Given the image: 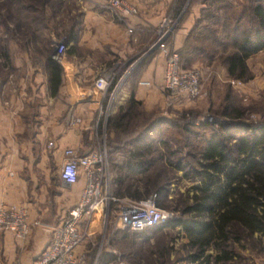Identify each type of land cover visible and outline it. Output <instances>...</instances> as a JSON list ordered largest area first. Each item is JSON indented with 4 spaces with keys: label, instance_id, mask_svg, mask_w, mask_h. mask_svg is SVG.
Here are the masks:
<instances>
[{
    "label": "trees",
    "instance_id": "1",
    "mask_svg": "<svg viewBox=\"0 0 264 264\" xmlns=\"http://www.w3.org/2000/svg\"><path fill=\"white\" fill-rule=\"evenodd\" d=\"M49 1L42 0L41 6ZM184 1L182 0L177 15ZM254 1V5H251L247 12L244 8L237 11L227 0H204L206 8L201 10L183 46L177 50L180 67L188 69L187 66L197 60L210 64L220 62L225 66L229 77L250 78L247 59L264 49V4L261 0ZM7 2L14 6L7 17L17 30L22 28L24 18H28H20L23 15L19 13H34L38 9L34 2ZM188 6L180 13L177 25ZM15 16L20 19L15 20ZM43 19L29 17L27 21L30 25L42 24ZM249 20L253 24L250 27L241 25ZM8 25L7 21L0 19V27L9 31L5 33L6 37H3L0 30V92L9 70L13 69L9 47L13 35L9 34L11 30ZM38 29L39 26L33 27L31 36H34L35 30ZM75 38L76 35L70 31L66 44ZM26 44L29 43L20 47L23 53L30 49ZM225 45L228 46L227 49ZM43 46V49H38V53L42 56V63L48 73L50 92L55 94L60 82L61 67L53 57V49L51 55V47L48 44ZM154 52L156 51H151L150 55ZM150 60L145 59L129 73L130 96L107 117V132L112 131L118 135L135 127L140 128L141 133L155 130L154 123L145 127L139 126L141 121L137 120H141L142 102L134 99V86ZM222 108L221 113L228 117L229 121L221 124L218 129H212V133L203 141V146L196 150L193 158L195 157L197 167L187 165L182 161V157L171 159L179 151L173 149L166 139L144 143L140 137L138 144L123 152L119 160L111 159L118 173L113 182V196L117 198L127 196L140 200L155 192L158 196L157 205L167 206L163 203L168 190L167 181L162 182L153 177L145 178L141 181V189L135 182H125V176L142 174L156 162H162L172 171L181 172L193 182L192 193L186 196V203L181 209L185 217H177L139 232L125 230L114 234L118 247L136 260L141 259L140 249L142 242H145V234L166 229L183 231L188 244L196 250L189 255L191 262L237 264L238 253L234 245L254 238L264 253V113L259 120L246 122L243 119L244 112L239 107L226 104ZM187 131L192 133L190 129ZM210 248L213 255L207 253ZM165 253V250L158 252L161 259L154 264H165ZM109 262L110 258L105 252L101 251L96 258V249H92L87 253L85 264Z\"/></svg>",
    "mask_w": 264,
    "mask_h": 264
},
{
    "label": "crops",
    "instance_id": "2",
    "mask_svg": "<svg viewBox=\"0 0 264 264\" xmlns=\"http://www.w3.org/2000/svg\"><path fill=\"white\" fill-rule=\"evenodd\" d=\"M127 1L136 7L137 13L125 18L117 17L96 0L59 1L58 9L65 8L63 12L73 16V21L80 18L78 30L73 31L75 40L66 44L55 94L50 92L45 69L44 75L32 80L28 101L33 103L38 98L39 102L31 111H23L17 105L12 108L11 100H0V205L24 207L30 224L25 239H18L8 231L0 233V264H33L50 240V231L34 221L57 225L78 203L85 184L83 173L80 172L76 183L68 185L54 175V169L61 164L67 148L78 154L101 149L97 147V130L103 128L104 122L98 108L105 101L94 87L96 77L109 78L114 59L130 60L153 42L162 16L179 18L189 5L171 37L173 48L180 49L201 10L206 8L204 0H185L177 15L182 0ZM227 1L237 11L246 7L248 12L251 6V0ZM260 54H264V49L254 55ZM133 62L125 65L123 71ZM164 62L157 53L134 86V99L147 107L159 100ZM126 79L131 84V79ZM130 91L131 86L123 91L117 104L125 102ZM72 118L81 121L71 124ZM101 251L109 256L108 264L116 260L109 247Z\"/></svg>",
    "mask_w": 264,
    "mask_h": 264
},
{
    "label": "rangeland",
    "instance_id": "3",
    "mask_svg": "<svg viewBox=\"0 0 264 264\" xmlns=\"http://www.w3.org/2000/svg\"><path fill=\"white\" fill-rule=\"evenodd\" d=\"M19 2L33 3L38 8L34 13L21 12L24 21L20 30L15 29L13 23L9 21L8 14H11L13 7L7 0H0V14L2 20L9 23L8 29L11 30L9 34L13 37L9 41L10 54L12 57L13 69L9 70L6 81L4 82L1 92V102H7L11 100L13 102L12 108L16 105L21 107L23 111H31L35 105L39 102L38 98L32 103L28 101L29 95H31V84L33 79H38L45 72V66L42 63V56L38 53V49H43V45L48 44L51 47V55L53 49L54 40L67 41V36L70 31H77L79 28V18H74L70 14H65L64 9H58V3L61 0H50L48 4L41 6L42 0H18ZM264 4V0H261ZM255 1L251 0V5H254ZM246 9V7H243ZM15 13V11H13ZM29 17L44 18L42 24H29L27 20ZM17 16L15 20H19ZM78 24V25H77ZM243 27H250L251 20L245 21L241 24ZM35 30L34 36H31L33 27H38ZM2 31L1 35L6 37L4 28L0 27ZM13 31V33H12ZM156 38V28L153 37V41ZM27 41V42H26ZM48 43H47V42ZM24 43H29L27 46L29 51L23 53L20 49ZM151 43L147 44L139 50L134 57L130 60L126 59H114L113 71L120 74L125 65L134 61V66L145 59H153L157 53V50L150 55L148 47ZM225 45V49H227ZM153 51V50H152ZM150 55V56H149ZM150 57V58H149ZM164 58V57H163ZM247 63L249 73L251 75L248 79H237L227 75L226 68L220 62L207 63L204 61H194L191 65L187 66L188 69L195 68L199 72V86L200 93L193 98H181V99H169L166 96L165 91L162 89V81L159 85V100L151 107H147L142 103L140 111L142 113L141 120H137L141 125L149 126L154 123L155 130L140 131V128L129 129L128 132L115 135L114 132H107L106 121L103 124V128L99 127L97 130L98 146L105 148L108 160V169L110 176L109 191L112 197L118 201H111L109 203L108 221L113 223L115 215L118 210V205L130 200L127 196L115 197L113 196L115 185L114 181L117 178V169L112 165L111 159L119 160L121 154L127 151L130 147L138 144V138L142 139L144 143H150V140L156 141L157 139H166L170 142L171 147L178 152L177 155L172 156L171 159L176 160L178 157H182V161L191 167H197L195 162L196 150L203 146V141L209 137L212 133V129H218L221 124H225L229 121L222 111V107L226 104L239 107L244 112V121L254 122L259 120L264 113V54L254 55ZM163 75V73H162ZM98 77V76H97ZM96 77V78H97ZM128 78V77H127ZM127 80V79H126ZM124 81L116 98L113 101L109 115H111L118 106L117 104L121 94L125 89H130L131 84L128 81ZM107 116V117H108ZM107 120V118H106ZM160 123V125L155 124ZM139 124V123H138ZM155 125L158 127L155 128ZM208 126V127H206ZM190 129L192 133L187 131ZM140 141V142H141ZM158 143H154L156 145ZM160 145V144H159ZM117 147V149L115 148ZM155 157V154H153ZM61 165V164H60ZM60 165L55 167L54 175L58 176V170ZM159 178L160 181H167V194L163 200V203L167 206L161 207L157 205V198L155 197V205L161 209L169 210L174 213V218L185 217L181 213V209L186 203V196L192 193L193 182L184 177L181 172H175L166 168L161 162L154 163L146 172L142 174H129L125 176V182H135L141 189V181L145 178ZM155 192H151L148 196L140 199H148ZM39 221V220H38ZM43 226L47 225L40 221ZM95 228H98V216L92 223ZM53 226V225H50ZM100 236H96L95 240L100 241ZM117 237V236H116ZM145 242H142L140 255L141 259L136 260L134 257L128 255L125 251L121 250L117 244V238L113 235L111 246L121 254V260L124 264H154L158 263V252L165 250V264H205L203 261L191 262L189 255L196 250L192 248L187 241L183 231L179 229H166L156 232H148L145 234ZM100 243V242H99ZM238 253L237 264H264V253L260 250V245L256 242V239L249 241H241L238 245H234ZM103 250V249H102ZM207 253L213 255V250L210 248ZM115 256V255H114ZM111 264H118L117 260H113ZM209 264H213L210 262Z\"/></svg>",
    "mask_w": 264,
    "mask_h": 264
},
{
    "label": "built area",
    "instance_id": "4",
    "mask_svg": "<svg viewBox=\"0 0 264 264\" xmlns=\"http://www.w3.org/2000/svg\"><path fill=\"white\" fill-rule=\"evenodd\" d=\"M111 10L117 17L125 18L137 13L136 7L127 0H96ZM178 18L168 15L161 17L156 27V38L148 50H157L164 57L162 89L169 99L193 98L200 93L199 72L195 68L180 67L179 54L173 48L171 37ZM131 32V28H128ZM53 57L59 64L65 59L67 45L63 40L53 41ZM120 74L111 71L110 77L98 76L94 87L101 93L104 105L98 108L99 117L106 121L117 92L126 80L131 68ZM148 84V82H145ZM80 118H72L75 124ZM52 143L50 142L49 145ZM83 173L85 184L79 201L71 207L60 223L53 226L43 225L50 231V240L33 264H85L87 253L96 249V258L105 247H109L118 264H124L121 254L111 246L112 237L118 231H143L166 223L174 218V213L155 205L156 194L144 200H130L118 205L113 223H109L108 206L111 201H118L109 191L110 176L106 149L93 150L78 154L74 149L64 150L58 170L60 179L68 185L74 184ZM98 216V229L92 223ZM35 225H42L38 220ZM12 232L16 238L25 239L30 231L27 210L22 206L0 205V233ZM100 236V243L95 240Z\"/></svg>",
    "mask_w": 264,
    "mask_h": 264
}]
</instances>
